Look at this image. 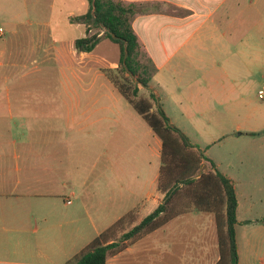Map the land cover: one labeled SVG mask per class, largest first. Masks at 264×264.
<instances>
[{"label":"crops","instance_id":"1","mask_svg":"<svg viewBox=\"0 0 264 264\" xmlns=\"http://www.w3.org/2000/svg\"><path fill=\"white\" fill-rule=\"evenodd\" d=\"M121 1L154 7L137 16L132 28L155 67L151 82L174 103L201 96L242 103L255 78L264 79V0ZM160 7H170L171 12ZM88 9L86 0H0V19L10 25L0 41V72L20 73L13 76L11 93L0 94V264H65L120 219L131 217L117 238L163 202L162 141L147 126L142 145L132 133L138 127L116 112L118 97L123 98L110 79L118 68L117 56L109 59L103 51L97 53L100 42L109 40L101 39L89 53L75 49L86 28L71 19ZM104 32L99 30V36ZM52 72L58 75L60 94H32L38 85L47 89V78L31 76ZM138 88L139 93L145 89ZM146 89L160 99L152 85ZM261 89L264 80L258 92ZM89 140L98 153L91 191L85 196L69 191L68 184L75 173L70 157H77L72 148ZM126 149L135 151L133 160L121 156ZM90 178L81 184L87 185ZM235 195L237 262L264 264L256 255L262 243L244 235L240 240L238 231L251 230L248 224L254 222L247 215L254 206L248 203L245 212ZM196 221L218 251L215 212L179 213L153 235L174 232L179 225L186 229ZM148 235L121 243L119 251L109 252L106 264H123L125 256L147 263L152 250H143L142 243L152 237ZM169 240V247H180L174 233ZM196 240L189 234L184 246L195 247ZM172 256L179 262L178 251ZM218 260L216 255L205 264Z\"/></svg>","mask_w":264,"mask_h":264},{"label":"rangeland","instance_id":"2","mask_svg":"<svg viewBox=\"0 0 264 264\" xmlns=\"http://www.w3.org/2000/svg\"><path fill=\"white\" fill-rule=\"evenodd\" d=\"M164 12L170 13V7H160ZM178 14V13H176ZM0 28L3 30V35L0 37V41L6 36L10 29V25H7L0 19ZM105 38L104 36L101 39ZM103 51V52H102ZM117 45H114L111 41L102 40L99 45V51L97 53H105L109 59H113L117 56V65L119 69L118 52ZM144 55V54H143ZM140 56V61L143 67L147 70L150 69V63L145 56ZM113 73L120 83H123L124 74L120 73L119 70ZM150 71V70H149ZM17 72L4 71L0 72V84L4 85L0 88V94H10L11 83L13 76L18 78ZM23 74V73H22ZM43 74V73H41ZM37 74V76H31L30 80L38 76L47 78V91L38 85L35 89L33 88L32 94H51L52 96L59 95L61 92V87L59 84V78L57 73H49L46 75ZM155 72L151 75V77ZM260 75L264 77V72ZM259 76V75H258ZM151 77H149V84L152 85L156 91H158L159 98L155 101H151L152 110L157 111L161 109L167 118L169 119L172 126L179 129L180 132L188 139L189 143L195 147V150L202 152L206 160L200 158V165L196 169V161L198 157H195V163L193 164L190 171L184 169L183 163L177 162L176 166L179 168H174L167 173H164L161 180V187L163 189H168L180 186L176 194L170 199L167 204V212L158 222L165 220L176 214V212H203L198 210L195 202L188 201V199H195L204 196V189L201 188V183L189 185L188 187L183 185L184 183L178 184L179 186H173L175 181H180V179L186 178L191 174H194L192 178L201 177L204 178L205 175H213L214 170H217L220 174L227 176L233 182L236 193L238 194V199L240 202L241 209L243 208L245 212H248V203L254 206L253 210L248 213V220L254 222V224H248L247 229L244 227L239 228L240 240L242 236L245 238L252 239L258 243H262L260 248H257L258 260L264 263V100H260L257 96L258 89L261 88L264 79L261 77H256V83H254L248 91L245 93L242 103L225 104L220 103V100H213L211 97L201 96L198 98H191L190 100L181 101V103H174L166 96L164 89L156 87L154 82H151ZM29 79L26 81L31 83ZM37 82V81H36ZM34 83V82H33ZM28 86L25 88L27 94H29ZM164 90V92H163ZM37 91H40L39 93ZM150 90L142 89L138 94L140 98L149 100ZM20 94H23L20 91ZM116 112L123 116V118L131 122L132 125L138 127V130L134 128L132 130L133 134L139 139L140 143L143 145V138L148 131V124L142 117L135 111V109L128 104L123 98H119L116 102ZM140 117H139V116ZM137 122V123H135ZM146 123V124H145ZM237 126L239 130H237ZM251 130L257 131L256 134H252ZM136 131V133H134ZM127 141L123 143L127 144ZM73 153L77 157H70V160L74 162L73 170L74 176L71 182L68 184V190L75 189L78 192H82L85 196L91 191V181H92V164L97 158L96 148L92 144V140L85 143L80 142L79 145L73 146ZM135 151H121V156L123 158L133 160L132 157L136 156ZM194 154L197 155L195 151ZM162 156V155H161ZM183 157L186 158L185 155ZM212 163L214 167H212ZM162 164V161H161ZM193 169V170H192ZM91 177V178H90ZM85 178H90L87 185L81 184V181ZM193 199V200H194ZM249 200V201H248ZM188 201V202H187ZM81 201L77 200L76 205L80 204ZM185 205L187 207H185ZM217 209L218 206L216 207ZM202 215V214H201ZM193 216H187V219ZM131 217L127 216L120 223L108 233V237L119 241L117 238L123 230H125V225L128 224ZM198 219V218H196ZM200 220V219H198ZM255 220L257 222H255ZM201 223L196 221L187 226L179 225V228L174 229V232L170 230H162L153 235L154 231L148 234H152V237L145 240L142 243V249L152 250L147 256V263L141 262L140 259H135L132 256H125L123 258V264H205L206 261L215 258L218 255L220 261L215 264H229L227 260V246L225 244V227L221 225L219 231L220 243L217 245L218 251L213 248V241L209 237V233H206L200 227ZM162 227V226H161ZM159 227V229L161 228ZM195 228V229H194ZM173 233L176 237L180 238V247L171 248V241L169 237H172ZM194 235L196 240L195 247L184 246V243L188 239V235ZM150 236V235H148ZM192 242L194 243L195 240ZM242 244V242H240ZM242 249V246H241ZM178 251L180 253L179 262L173 259L172 252ZM184 252V254H183ZM147 253H143L147 254ZM142 255V256H143ZM139 258V257H138ZM259 261V262H260ZM210 264V263H209Z\"/></svg>","mask_w":264,"mask_h":264},{"label":"trees","instance_id":"3","mask_svg":"<svg viewBox=\"0 0 264 264\" xmlns=\"http://www.w3.org/2000/svg\"><path fill=\"white\" fill-rule=\"evenodd\" d=\"M89 4V9L86 14L71 19L73 22L83 24L86 28V36L79 38L75 41V49L77 52L89 53L101 41L99 36V30H105L104 37L118 46L119 49V70L124 74L123 83H120L115 77L110 75V79L113 82L118 93L135 109V111L142 117L148 124L153 133L162 141V156H161V170L159 177V189L164 192L163 202L147 217H145L137 226L131 229L129 232L122 234L118 239L112 243H108L110 238L108 233L112 231L118 223L124 218L120 219L110 229L100 234L95 238L81 253L74 256L65 264H106L107 257L111 251H119L121 249V243L125 241L137 238L142 234H147L158 227H160L167 220L173 216L179 214L176 212L169 218L161 220V216L167 212V204L170 199L176 194L180 188L178 184L185 186L201 183V188L204 189L205 199L201 196L198 198L188 199L196 204L198 210L203 212H215L217 213L218 223V243L219 231L221 225L225 227V237L227 246V260L229 264H238L237 262V245L235 235L236 224V209L237 200L233 183L223 174H220L217 170H214L213 175H205L201 177L192 178L194 174L187 176L186 178L175 181L172 189H163L161 187V178L164 173H167L172 169L179 168L176 166L177 162L183 163L184 169L192 168L195 163V157H198L196 166L200 165V158L206 160L202 152L195 150L188 139L180 132L179 129L172 126L167 116L161 109L156 112L152 110L151 101H155L156 98L153 93L149 94V100L139 97V88H147L149 83V77L155 72V67L152 61L147 57L137 35L135 34L132 23L133 20L139 15H146L152 12L148 3H127L121 0H86ZM91 31H95L91 33ZM144 54V55H143ZM145 56L150 63V71L147 70L140 61V56ZM193 151L197 153L194 154ZM183 155L186 156L183 157ZM212 167L214 164L212 163ZM193 170V169H192ZM187 201V202H188ZM218 206L219 209L216 207ZM185 207H187L185 205ZM187 211L186 208L183 210ZM222 212V217L220 213ZM112 239V238H111ZM114 240V239H113ZM117 241V242H116ZM221 258V256H220ZM218 260V263L220 261Z\"/></svg>","mask_w":264,"mask_h":264},{"label":"built area","instance_id":"4","mask_svg":"<svg viewBox=\"0 0 264 264\" xmlns=\"http://www.w3.org/2000/svg\"><path fill=\"white\" fill-rule=\"evenodd\" d=\"M3 35V30L0 28V37ZM258 98L260 100H264V89H261L259 92H258Z\"/></svg>","mask_w":264,"mask_h":264}]
</instances>
